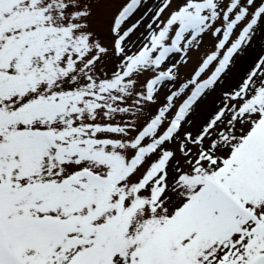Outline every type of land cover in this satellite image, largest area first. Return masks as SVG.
<instances>
[{
    "label": "snow or ice",
    "instance_id": "snow-or-ice-1",
    "mask_svg": "<svg viewBox=\"0 0 264 264\" xmlns=\"http://www.w3.org/2000/svg\"><path fill=\"white\" fill-rule=\"evenodd\" d=\"M258 35L264 0H0V264H264Z\"/></svg>",
    "mask_w": 264,
    "mask_h": 264
},
{
    "label": "rangeland",
    "instance_id": "rangeland-1",
    "mask_svg": "<svg viewBox=\"0 0 264 264\" xmlns=\"http://www.w3.org/2000/svg\"><path fill=\"white\" fill-rule=\"evenodd\" d=\"M141 31H143V29H141ZM210 44L211 41L206 37L204 41V45L201 47L200 52L194 51L191 54V62L187 66V68L181 70V75H185L192 70V68L197 63L198 56L203 54V52ZM262 49H264V35H258L256 40L254 41L253 47L248 50L246 56L238 63L237 67L233 70V75L238 77L241 68L246 65V63L250 60V58H255L257 55H259ZM196 119H198V117Z\"/></svg>",
    "mask_w": 264,
    "mask_h": 264
}]
</instances>
